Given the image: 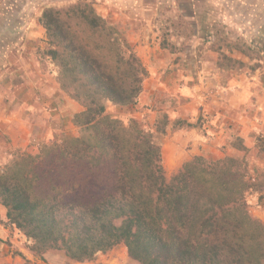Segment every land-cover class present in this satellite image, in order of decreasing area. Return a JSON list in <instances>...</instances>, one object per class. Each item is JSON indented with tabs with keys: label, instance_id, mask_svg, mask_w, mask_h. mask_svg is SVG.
<instances>
[{
	"label": "trees",
	"instance_id": "obj_1",
	"mask_svg": "<svg viewBox=\"0 0 264 264\" xmlns=\"http://www.w3.org/2000/svg\"><path fill=\"white\" fill-rule=\"evenodd\" d=\"M40 22L60 86L82 109L79 135L0 171V203L30 249L84 261L123 243L140 264H264V221L247 209L241 161L194 155L167 179L164 127L105 113L107 101L135 104L146 74L123 31L87 2L46 7Z\"/></svg>",
	"mask_w": 264,
	"mask_h": 264
},
{
	"label": "rangeland",
	"instance_id": "obj_2",
	"mask_svg": "<svg viewBox=\"0 0 264 264\" xmlns=\"http://www.w3.org/2000/svg\"><path fill=\"white\" fill-rule=\"evenodd\" d=\"M77 2L92 4L97 14L122 30L135 53V45L138 48H154L148 57L154 63L162 56L161 50L166 58L171 62H179L180 69H189L192 75L200 65L198 61L209 60L222 65L229 72L257 68L264 80V0H0V45L11 46L17 41H28L31 47L29 54L35 60L36 72H32V76H40L43 71L46 82L43 85L45 93L41 95L45 104L41 106L39 103V107L28 109L27 116L23 114L31 127L27 147L13 144L14 139L20 136L19 123L10 126V129V124L7 127L0 124V171L13 163L19 154L36 153L43 144L80 133L72 117L82 109V105L61 88L59 70L48 54L50 44L40 22L44 8H66ZM194 10L197 16H192ZM29 27H33L35 35L27 34ZM25 28L26 34H22ZM195 30L197 33H194ZM10 50L5 53L8 54L7 59L13 61L14 50ZM145 54L149 55V52ZM143 66L146 74L142 78V90H150V68ZM152 67L155 69L154 64ZM4 73L8 78L18 75L14 68L0 74ZM1 86L5 97L9 94L7 104L10 107L8 113L0 112V117H14V81ZM152 90L145 96L141 91L137 102L130 106H118L107 101L105 113L124 123L133 120L148 131L155 132L156 126L164 127L165 133L157 136L161 142V164L169 179L179 167L173 170L174 152L170 148L164 152V140L174 129L186 128L188 124L180 118L171 119L179 105L176 97L170 92L155 93L154 87ZM34 100L33 96L21 98V101L27 102ZM31 106L34 107V104ZM178 139L184 144L183 137ZM232 142L236 148H240L239 139L234 137ZM255 143L259 150L257 154L247 150L223 157L230 156L242 162L246 180L251 186L245 194L247 209L252 216L264 221V132L258 134ZM203 157L212 159L210 156ZM0 205L4 210L3 213L0 211L4 215L3 219L0 218V225L5 228L0 232V264H140L128 256L123 243L99 251L84 261L70 259L58 249L37 254L30 249L31 241L7 221L5 207Z\"/></svg>",
	"mask_w": 264,
	"mask_h": 264
},
{
	"label": "crops",
	"instance_id": "obj_3",
	"mask_svg": "<svg viewBox=\"0 0 264 264\" xmlns=\"http://www.w3.org/2000/svg\"><path fill=\"white\" fill-rule=\"evenodd\" d=\"M195 7V3L193 2ZM197 16L195 10L192 16ZM197 18V17H196ZM28 35H35L33 27L27 28ZM26 28L22 34H26ZM197 33V30L194 31ZM29 37V36H28ZM32 37V36H31ZM31 48L28 41L15 42L13 45H0V73L9 68H14V74L9 77L4 73L0 74L1 84L14 81V117L2 115L0 124L7 127L19 123V137L14 139V146L27 147L31 127L28 125L27 116L30 110L39 107V103L44 105L43 86L45 74L32 76L35 60L29 54ZM9 49L13 51L12 59H7ZM136 54L143 65L150 68V77L152 81L150 90H142L144 95L152 93V87L155 93L161 91L170 92L178 100V108L171 119L180 118L187 121L188 127H178L172 134L164 140V152L169 148L174 152V169L176 170L181 164L192 158L194 155L210 156L212 159L221 158L225 155H233L238 152L257 154L258 146L255 138L258 134L264 132V80L259 76L258 69L244 70L242 72H229L222 65H216L215 61H198L200 63L194 74L189 69H180L179 62L170 61L163 52L162 56L154 63L148 57L154 48L137 47ZM146 51L149 55L145 54ZM155 65L152 67L153 64ZM14 64V66H12ZM169 71H167V69ZM229 72V73H228ZM159 85V86H157ZM12 89V86L8 87ZM13 90V89H12ZM33 93L32 95H30ZM41 93V94H40ZM167 93V94H168ZM49 94V93H48ZM30 95V96H29ZM40 95V96H39ZM24 96L35 97L39 101H21ZM9 94H4L0 89V112L8 113L9 105L7 100ZM34 104V107L31 105ZM50 108L49 105H46ZM24 114V115H23ZM5 116V118L3 117ZM14 121V122H13ZM183 137L184 144L178 139ZM240 140V148L233 145V139ZM260 144V143H259ZM241 150V151H240ZM254 157V155H253ZM0 211L3 208L0 205ZM0 218H4L0 214ZM0 225V232L4 231ZM0 237L1 233H0Z\"/></svg>",
	"mask_w": 264,
	"mask_h": 264
}]
</instances>
